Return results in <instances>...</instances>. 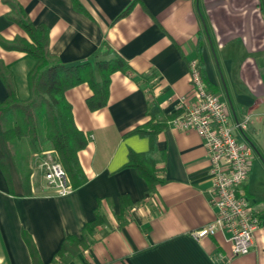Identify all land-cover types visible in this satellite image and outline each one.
<instances>
[{"label":"crops","instance_id":"obj_1","mask_svg":"<svg viewBox=\"0 0 264 264\" xmlns=\"http://www.w3.org/2000/svg\"><path fill=\"white\" fill-rule=\"evenodd\" d=\"M16 1L35 26L49 29L50 54L62 64H94L107 45L130 69L111 76L108 103L98 111L88 109L87 83L66 92L87 140L78 154L87 181L67 196L51 190L34 159L24 191L0 128L11 178L10 186L0 170V264H33L25 235L43 264H264V0ZM10 13L0 0V40H29ZM198 57L208 90L229 105L231 124L251 116L246 132H234L253 149L245 192L262 220L245 256L233 255L224 234L193 237L217 216L211 162L200 135L170 127L167 118L181 114L179 98L192 100L189 64ZM0 61L17 99L29 101L36 59L0 44ZM7 96L0 78V101ZM152 120L168 126L155 140L162 182L147 197L146 180L127 164L131 153L150 152V138L131 132ZM97 213L106 222L87 233ZM70 236L87 237V247L61 259Z\"/></svg>","mask_w":264,"mask_h":264},{"label":"trees","instance_id":"obj_2","mask_svg":"<svg viewBox=\"0 0 264 264\" xmlns=\"http://www.w3.org/2000/svg\"><path fill=\"white\" fill-rule=\"evenodd\" d=\"M3 1L11 8L10 19L26 32L29 40L17 38L12 44L0 40V44L7 50L26 53L37 61L35 68L29 74L31 98L27 102H20L17 99L12 76L0 61V78L8 93L7 98L0 101V128L9 154L24 191L30 190L31 160L36 155L48 151H53L58 161L63 164L75 190L87 181L78 159V154L86 147L87 140L74 123L72 107L66 100V92L87 83L93 91V95L86 102L88 109L91 112L98 111L106 107L108 103L111 76L116 72L127 73L130 68L107 45L101 54L103 58H99L94 64L91 62L71 66L62 64L50 54L49 29L44 25L35 26L16 0ZM128 12L129 10L124 15ZM200 49L201 47H199ZM197 60L205 82L202 61L200 57ZM176 117L177 114L167 120L169 122ZM168 122L152 120L131 132L148 136L152 144L151 150L147 154L131 153L127 164V167L135 168L146 180L149 187L147 197L154 194L156 187L162 182L155 169L159 162L155 140L156 135L168 126ZM0 170L11 186L9 168L1 149ZM125 202L123 198V205ZM105 222L104 217L97 213L96 220L87 225L86 232L91 233L95 227ZM25 239L32 255L33 264H43L32 241L26 235ZM87 243L88 240L85 236L82 239L75 236L67 237L57 256L61 259L74 257L81 248L87 247Z\"/></svg>","mask_w":264,"mask_h":264},{"label":"built area","instance_id":"obj_3","mask_svg":"<svg viewBox=\"0 0 264 264\" xmlns=\"http://www.w3.org/2000/svg\"><path fill=\"white\" fill-rule=\"evenodd\" d=\"M189 78L193 98L191 101L179 98L177 106L181 114L170 121L169 126L182 132L196 131L202 138L211 162V205L217 213L215 221L195 232L193 237L199 241L224 234L233 255L245 256L253 248L262 220L245 192L252 170L253 149L234 132H246L251 116L231 124L228 103L208 90L197 59L189 64ZM34 160L57 196H67L74 191L67 171L53 151L38 154Z\"/></svg>","mask_w":264,"mask_h":264},{"label":"water","instance_id":"obj_4","mask_svg":"<svg viewBox=\"0 0 264 264\" xmlns=\"http://www.w3.org/2000/svg\"><path fill=\"white\" fill-rule=\"evenodd\" d=\"M206 29V28H205Z\"/></svg>","mask_w":264,"mask_h":264}]
</instances>
